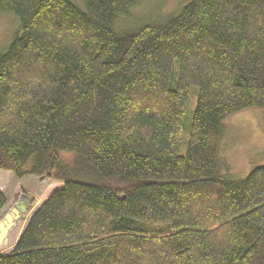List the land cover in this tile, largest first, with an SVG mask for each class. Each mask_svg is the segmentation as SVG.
<instances>
[{
    "label": "trees",
    "instance_id": "1",
    "mask_svg": "<svg viewBox=\"0 0 264 264\" xmlns=\"http://www.w3.org/2000/svg\"><path fill=\"white\" fill-rule=\"evenodd\" d=\"M155 1L0 0V171L63 185L0 264H264V165L221 156L228 118L264 120V0L131 27Z\"/></svg>",
    "mask_w": 264,
    "mask_h": 264
},
{
    "label": "rangeland",
    "instance_id": "2",
    "mask_svg": "<svg viewBox=\"0 0 264 264\" xmlns=\"http://www.w3.org/2000/svg\"><path fill=\"white\" fill-rule=\"evenodd\" d=\"M187 0H162L151 2L145 17L137 18L130 26L142 21H156L157 10L163 3L161 14L174 11ZM17 21L13 17L0 13V53L9 45L16 33ZM193 94V95H192ZM190 97L184 128L181 133L180 155L185 153V144L189 138L191 112L196 105L194 92ZM221 156L231 167L236 177L246 176L254 167L264 165V120L256 110L238 113L225 121L224 138L221 143ZM63 185L42 177H27L16 180L10 172L0 171V189L3 190L7 204L0 214V226L4 228L5 238L0 247V254L9 253L20 238L31 216L42 206L53 192Z\"/></svg>",
    "mask_w": 264,
    "mask_h": 264
},
{
    "label": "water",
    "instance_id": "3",
    "mask_svg": "<svg viewBox=\"0 0 264 264\" xmlns=\"http://www.w3.org/2000/svg\"><path fill=\"white\" fill-rule=\"evenodd\" d=\"M5 231H4V228L2 226H0V246L2 245V242L5 238Z\"/></svg>",
    "mask_w": 264,
    "mask_h": 264
}]
</instances>
